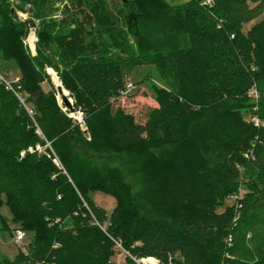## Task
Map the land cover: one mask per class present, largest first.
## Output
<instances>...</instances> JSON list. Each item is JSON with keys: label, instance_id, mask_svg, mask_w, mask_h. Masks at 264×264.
<instances>
[{"label": "trees", "instance_id": "1", "mask_svg": "<svg viewBox=\"0 0 264 264\" xmlns=\"http://www.w3.org/2000/svg\"><path fill=\"white\" fill-rule=\"evenodd\" d=\"M13 1L0 0V52L20 66L25 104L0 83V205L6 197L28 246L0 264H116L113 239L165 264H264V18L245 28L264 0H72L79 18L60 24L48 19L58 0ZM35 19L36 54L25 43ZM121 30L135 48L106 49ZM146 65L163 84L152 85L158 105L142 123L119 101ZM50 69L74 96L72 110L83 109L84 127L60 109ZM37 127L64 169L28 151L46 144ZM131 148L144 153L145 211L114 164ZM91 190L116 197L110 216ZM94 219L109 222L107 233Z\"/></svg>", "mask_w": 264, "mask_h": 264}, {"label": "rangeland", "instance_id": "2", "mask_svg": "<svg viewBox=\"0 0 264 264\" xmlns=\"http://www.w3.org/2000/svg\"><path fill=\"white\" fill-rule=\"evenodd\" d=\"M107 1L112 3L114 0H107ZM169 1L172 3H181L187 0H169ZM53 9L54 10L51 11V15L48 17V19L50 20L52 19L56 21L58 24H60L62 20L65 19L66 17H69V14L74 15L75 17H78V18L80 15L78 11V7H76L74 1L72 0H58L57 2L53 4ZM17 13L21 19L29 18V14L27 12L17 10ZM262 18H264V8H263L262 13L257 18H255L254 20L250 21L249 23L245 25V28L248 29L252 24H254L256 21ZM34 23L35 25H31L29 28V33L25 38V43L28 45L31 51L34 54H36V44L38 42L37 29L39 28L40 20L35 19ZM69 25H71V20H70ZM58 27H60V29L66 28L63 25H59ZM31 35L35 36V49H33L31 46V42H30ZM121 41H129L132 47L135 46V43L133 42L132 37L126 33V30H121L114 37H109L106 39L105 41L107 45L106 49H109V51H113V50L115 51V47H114L115 44ZM20 72H21V69H20L18 62L15 59H10V60L6 59L3 53L0 52V74L5 76L8 80L12 81L17 76L20 75ZM55 74L58 77V74L56 71H55ZM52 80L54 81L53 75H52ZM130 80L134 84V87L132 90L121 95L119 103L122 107L126 109V111L133 113L137 121L144 123L148 118L150 109L158 105V103L155 100V96L152 90L153 88L152 85L157 84L159 86H162L163 83L161 82V79L158 75V71L154 65H146V66L137 67L135 71L131 74ZM54 85L56 86V89H57L56 96H57V101H58L60 109L64 113H67L68 116L74 117V119L80 118V114L77 111L83 112V109L78 107L76 111L72 110L69 107H67L66 104L63 103L62 101V97L64 94H60L58 92L59 85H61L64 90L66 89L63 86L62 81L60 80V84H57L54 81ZM43 86L46 89H48L49 87L46 83L43 84ZM66 90L68 91V93H65V94H67V96L71 99L72 105L75 106L74 96L71 95V92L68 89ZM71 114H74V116H71ZM245 115L248 117L249 113H245ZM84 126L85 124L82 127ZM37 129L39 130L38 133L40 137L45 139L41 128L37 127ZM45 141L46 143L47 141L51 143V141L47 139H45ZM41 145L45 146L46 144H41ZM143 154H144L143 151L131 148L123 152L122 155L120 156L121 158L117 159L114 164L118 165L123 170V173L126 174L128 176V179L132 182L134 191H135V196H134L135 200L138 206L140 207V209L142 211H145V203L142 201V199L138 197L140 186L138 182L139 171H137L140 159L143 157ZM88 197L94 205L103 207L106 210L108 216L112 214L117 204V199L113 194L102 191V190H91L88 192ZM1 215L7 218L10 224V227L4 226L0 220V261L2 258H8L12 260L18 256L20 250L26 252L27 249H25L21 245L20 246L17 245L14 242V239L12 236V232H13L12 228L17 227V223L14 222L12 219L13 218L12 210L7 202L6 197H3L2 203L0 205V216ZM29 237H31V234L29 235ZM27 244L28 242L25 240L24 245L26 247L28 246ZM119 250L120 251L118 250L115 251L114 255L112 256V260L115 261L116 264H128V260L126 258V255H127L126 252L123 249H119ZM156 260H157L156 264H165V263L159 262L158 259ZM140 262L142 264L143 263L150 264L146 261L142 262V259L140 260Z\"/></svg>", "mask_w": 264, "mask_h": 264}, {"label": "built area", "instance_id": "3", "mask_svg": "<svg viewBox=\"0 0 264 264\" xmlns=\"http://www.w3.org/2000/svg\"><path fill=\"white\" fill-rule=\"evenodd\" d=\"M201 4L203 6H207V7H211L212 4H213V0H202ZM234 36V35H232ZM28 39V38H27ZM27 41V40H26ZM19 81H20V77L17 76L14 80H8L5 76H3L2 74H0V83L3 84L5 86V88L9 91H12L20 100L21 102H23L25 104V98L23 97V94L21 92V86L19 85ZM134 87V84L130 81L127 85H126V88L125 90L122 92V95L125 94L126 92L132 90ZM248 95L251 96V97H255L257 98L259 94V91L256 87H253L249 90L248 92ZM28 111L30 114H33V110L30 109L27 105H26ZM79 114H80V118H78V122H80V124L83 126L84 125V114L82 111H77ZM71 116H74V114H71ZM74 118V117H73ZM255 120V124L257 125H260V119L259 118H254ZM37 132H39V130L37 129ZM28 151L30 152H38V154H46L48 157H51L53 162L58 166L60 167L61 169H63V164L59 158V156L57 155V153L55 152V150L52 148L51 146V143L47 141L46 145H41L40 143L36 144L35 146H29L28 147ZM25 150L22 152V155L25 154ZM231 198H234L235 196L234 195H231L230 196ZM88 209L89 211H91L89 205L85 202L84 204ZM95 218V217H94ZM94 223L99 225L106 233H107V226L109 225V222H105V223H100L98 220L94 219ZM13 229V232H12V236H13V239H14V242L17 244V245H21L23 246L25 249V245H24V241H25V238L27 236V233L24 229L22 228H18V227H15V228H12ZM115 247L118 248V249H123L127 255L131 256L137 264H142L140 262V260L142 259V262H144V259L143 258H137L133 255H131L129 253V251H127L122 243L118 240H115ZM156 260V258H155ZM157 261V260H156ZM160 262V261H159ZM143 264H146V263H143ZM172 264V263H171Z\"/></svg>", "mask_w": 264, "mask_h": 264}, {"label": "bare ground", "instance_id": "4", "mask_svg": "<svg viewBox=\"0 0 264 264\" xmlns=\"http://www.w3.org/2000/svg\"><path fill=\"white\" fill-rule=\"evenodd\" d=\"M34 40H35V36L31 35L30 42H33ZM48 72H50V74H52L54 76V81L57 84H60L59 76L57 77V75L55 74V71L53 69H50ZM64 93H68V91L65 89ZM144 261H146L150 264H156L155 258H152V257L145 258Z\"/></svg>", "mask_w": 264, "mask_h": 264}, {"label": "water", "instance_id": "5", "mask_svg": "<svg viewBox=\"0 0 264 264\" xmlns=\"http://www.w3.org/2000/svg\"><path fill=\"white\" fill-rule=\"evenodd\" d=\"M52 81H53V80H52ZM53 83H54V81H53ZM58 92H59L60 94H64L63 97H62V101H63V103H65L66 106L69 107L70 109H73L72 101H71V99L67 96V94L64 93L65 90L63 89V87H62L61 85H59V87H58Z\"/></svg>", "mask_w": 264, "mask_h": 264}, {"label": "crops", "instance_id": "6", "mask_svg": "<svg viewBox=\"0 0 264 264\" xmlns=\"http://www.w3.org/2000/svg\"><path fill=\"white\" fill-rule=\"evenodd\" d=\"M31 46L33 49H35V40L33 42H31Z\"/></svg>", "mask_w": 264, "mask_h": 264}]
</instances>
